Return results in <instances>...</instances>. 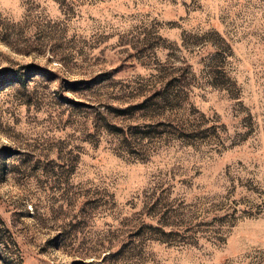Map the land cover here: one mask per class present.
Returning <instances> with one entry per match:
<instances>
[{
  "label": "rangeland",
  "instance_id": "rangeland-1",
  "mask_svg": "<svg viewBox=\"0 0 264 264\" xmlns=\"http://www.w3.org/2000/svg\"><path fill=\"white\" fill-rule=\"evenodd\" d=\"M0 264H264V0H0Z\"/></svg>",
  "mask_w": 264,
  "mask_h": 264
}]
</instances>
